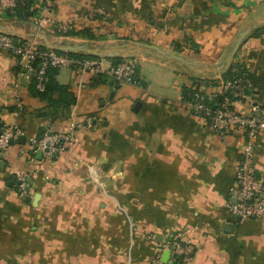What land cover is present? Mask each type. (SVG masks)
Instances as JSON below:
<instances>
[{
  "label": "crops",
  "instance_id": "crops-1",
  "mask_svg": "<svg viewBox=\"0 0 264 264\" xmlns=\"http://www.w3.org/2000/svg\"><path fill=\"white\" fill-rule=\"evenodd\" d=\"M34 2L40 28L33 19H3V11L0 21L17 38L40 30L133 59L141 85L60 68L57 81L75 103L54 114L30 95L15 57L0 51V126L22 132L0 161V264H154L156 248L174 234L193 246L187 264H264V221L237 222L225 211L243 136L218 134L182 102L184 89L217 91L223 73L215 72L231 63L238 34L264 23V0H53L48 10ZM59 24L88 28L96 39L63 36ZM254 31L234 57L254 85L251 100L264 108V26ZM87 119L89 127H77ZM70 132L72 146L35 150L45 133ZM255 145L254 171L264 184V134ZM159 261L170 264L171 251Z\"/></svg>",
  "mask_w": 264,
  "mask_h": 264
},
{
  "label": "built area",
  "instance_id": "built-area-1",
  "mask_svg": "<svg viewBox=\"0 0 264 264\" xmlns=\"http://www.w3.org/2000/svg\"><path fill=\"white\" fill-rule=\"evenodd\" d=\"M24 0H0V11L13 10ZM46 10L53 7V0H43ZM38 7V6H35ZM96 15H105L102 11H96ZM37 28H40L45 20L33 18ZM71 24H59L58 31L62 34L72 29ZM39 44L34 38H17L10 34L0 32V51H5L15 57L20 68L19 75L30 80L34 77L38 91L43 90V75L48 66L55 68H72L81 72H91L94 75H102L117 85H130L139 87L141 81L137 75V64L133 59H124L116 64L104 66L101 58H78L67 54H58L46 50L40 52ZM41 59L37 68L33 67L36 59ZM230 76L219 77L217 91L206 94L200 89L190 92L182 99L184 107L194 116L205 120L215 132L222 136H228L239 132L243 136V142L238 149V161L234 173L235 188L228 192L225 203V211L230 218L237 222L247 220L264 221V184L258 179L254 171L256 141L264 134V108L251 100L254 93V85L250 79L241 59L228 65ZM225 70V71H226ZM208 87L212 84H206ZM19 83L13 85L18 102L17 92ZM219 97V98H218ZM87 119L83 126H90ZM21 130L15 125L0 126V161L10 145L21 135ZM74 138L72 132L62 134L45 133L36 143L35 150L51 154L59 149V145L72 146ZM20 195L24 193V186L18 187ZM171 251L170 264H187L193 254V246L182 234H174L170 240L162 242L156 248L153 263L159 264V257L163 251Z\"/></svg>",
  "mask_w": 264,
  "mask_h": 264
},
{
  "label": "trees",
  "instance_id": "trees-1",
  "mask_svg": "<svg viewBox=\"0 0 264 264\" xmlns=\"http://www.w3.org/2000/svg\"><path fill=\"white\" fill-rule=\"evenodd\" d=\"M42 7V6H41ZM40 8V7H39ZM35 7L34 0H24L20 4H18L13 10H5L3 11L2 18L6 20H18V21H29L33 18H38L41 9ZM259 31L256 30L253 33L257 34ZM60 35V34H59ZM63 36H74L79 37L82 39H88V40H95L96 37L93 36L92 32L88 28H83L76 30L75 28H72L68 30L66 33L61 34ZM40 52H45L47 48H45L43 45L39 44L38 46ZM58 53V52H56ZM58 54H64V53H58ZM70 57H78V58H96L91 57L89 55L74 53V54H67ZM112 64L119 63L120 61H123L124 58H107ZM41 59H36L33 62V67L37 68L40 65ZM231 65L229 68L221 75L223 78L229 77L231 74L230 72ZM59 68L48 66L44 72L43 75V90L38 91L36 88V80L34 77H31L29 80V83L27 85L28 91L30 95L33 97L39 98L41 101H44L46 103V109L48 112L57 114L58 112H65L67 111L70 106H72L75 103V97L71 93L69 86L61 85L57 81V74H58ZM98 78H104L102 75H98ZM206 84H212V81H206ZM197 87H194L193 89H184L182 93V97L186 98L190 92H194ZM219 98V97H218Z\"/></svg>",
  "mask_w": 264,
  "mask_h": 264
},
{
  "label": "water",
  "instance_id": "water-1",
  "mask_svg": "<svg viewBox=\"0 0 264 264\" xmlns=\"http://www.w3.org/2000/svg\"><path fill=\"white\" fill-rule=\"evenodd\" d=\"M263 26H264V23L263 24H255L252 27H250L246 30H243L242 32H240L238 34V37H237L236 41L234 42L233 50H232V53L230 55L228 64L233 59L236 52L240 49L241 44L245 40V38L252 31L259 29ZM0 32L10 34V35L16 37V35L11 33L10 30L8 29V27L6 25H4L1 21H0ZM32 38L40 40L45 48H47L48 50L53 51V52L64 53V54L79 53V54L89 55L91 57H96V58H101V59L120 57V55H118V54L106 53L104 50H101L98 47H92V45L87 44V43L72 44V43L52 41L48 38V36L44 32H41L40 30H37L32 35ZM139 46H141L142 48H144L146 50L152 51V52L156 53L157 55H160V56H162L168 60H173V61H176V62L183 64V65H186V66H197L198 68H204V69H207L208 71H210V69L206 65H201L197 61L188 60L186 57L173 54L170 51L161 50V49H159L155 46H152V45H142L141 44ZM224 72L221 69V70L216 71L215 73H224ZM3 166H4V163L0 162V169Z\"/></svg>",
  "mask_w": 264,
  "mask_h": 264
},
{
  "label": "rangeland",
  "instance_id": "rangeland-1",
  "mask_svg": "<svg viewBox=\"0 0 264 264\" xmlns=\"http://www.w3.org/2000/svg\"><path fill=\"white\" fill-rule=\"evenodd\" d=\"M50 40H52V39H50ZM36 41L38 42V44H41V45H43L42 44V42L40 41V40H38V39H36ZM52 41H54V40H52ZM84 42H78L77 44H83ZM44 46V45H43ZM92 47H100L98 44H96V43H94V44H92ZM239 51V50H238ZM237 51V52H238ZM236 52V53H237ZM238 55V54H237ZM239 56V55H238ZM238 56H236V57H234V59H233V62H236V61H238L240 58L238 57ZM137 64V63H136Z\"/></svg>",
  "mask_w": 264,
  "mask_h": 264
}]
</instances>
